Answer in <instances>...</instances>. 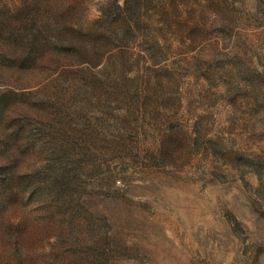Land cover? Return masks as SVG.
<instances>
[{
	"label": "rangeland",
	"instance_id": "374dc122",
	"mask_svg": "<svg viewBox=\"0 0 264 264\" xmlns=\"http://www.w3.org/2000/svg\"><path fill=\"white\" fill-rule=\"evenodd\" d=\"M0 264H264V0H0Z\"/></svg>",
	"mask_w": 264,
	"mask_h": 264
},
{
	"label": "trees",
	"instance_id": "16d2710c",
	"mask_svg": "<svg viewBox=\"0 0 264 264\" xmlns=\"http://www.w3.org/2000/svg\"><path fill=\"white\" fill-rule=\"evenodd\" d=\"M54 181H55V180H54ZM55 184H56V187H57L58 184L62 186L60 179H57V180L55 181ZM57 188H58V187H57ZM58 191H59V189H58Z\"/></svg>",
	"mask_w": 264,
	"mask_h": 264
}]
</instances>
